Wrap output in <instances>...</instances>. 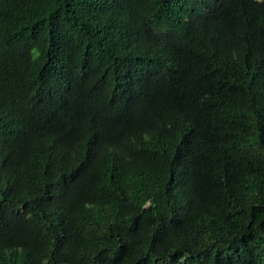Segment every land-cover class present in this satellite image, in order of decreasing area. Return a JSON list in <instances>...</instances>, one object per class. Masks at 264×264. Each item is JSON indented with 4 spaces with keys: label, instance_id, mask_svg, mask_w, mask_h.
Listing matches in <instances>:
<instances>
[{
    "label": "trees",
    "instance_id": "trees-1",
    "mask_svg": "<svg viewBox=\"0 0 264 264\" xmlns=\"http://www.w3.org/2000/svg\"><path fill=\"white\" fill-rule=\"evenodd\" d=\"M0 264H264V0H0Z\"/></svg>",
    "mask_w": 264,
    "mask_h": 264
}]
</instances>
